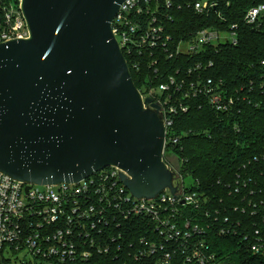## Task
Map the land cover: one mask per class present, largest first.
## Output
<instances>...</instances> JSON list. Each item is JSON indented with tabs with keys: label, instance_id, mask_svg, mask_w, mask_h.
I'll return each instance as SVG.
<instances>
[{
	"label": "water",
	"instance_id": "1",
	"mask_svg": "<svg viewBox=\"0 0 264 264\" xmlns=\"http://www.w3.org/2000/svg\"><path fill=\"white\" fill-rule=\"evenodd\" d=\"M123 1L23 0L30 37L0 44V170L45 185L116 165L136 197L176 193L160 105L113 32Z\"/></svg>",
	"mask_w": 264,
	"mask_h": 264
},
{
	"label": "trees",
	"instance_id": "2",
	"mask_svg": "<svg viewBox=\"0 0 264 264\" xmlns=\"http://www.w3.org/2000/svg\"><path fill=\"white\" fill-rule=\"evenodd\" d=\"M217 1L208 13H197L186 0H172L171 6L160 2L157 23L164 27L167 45L134 53L138 68L126 57L134 83L144 94L170 77L178 82V87L158 97L178 108L171 114V132L179 142L167 146L166 154L176 156L182 178L191 175L197 184L192 189L184 184L200 199L198 207L182 206L184 216L205 228L211 251L224 264H264V249L261 254L252 251L258 241L264 243V9L255 22L246 18L249 9L264 5V0ZM209 27L234 31L237 42L210 43L196 54L170 57L182 39ZM198 62L203 64L200 70ZM209 77L235 98L233 110L218 111L206 92H190L192 83ZM181 82L185 84L179 89ZM124 228L118 254L76 258L65 264H155L160 258L156 254L134 255L142 237L156 239L147 231H153L152 223L138 219L126 222ZM223 228L231 232L221 233Z\"/></svg>",
	"mask_w": 264,
	"mask_h": 264
},
{
	"label": "built area",
	"instance_id": "3",
	"mask_svg": "<svg viewBox=\"0 0 264 264\" xmlns=\"http://www.w3.org/2000/svg\"><path fill=\"white\" fill-rule=\"evenodd\" d=\"M162 1L168 6L173 3L172 0H124L120 5L112 27L129 69L127 57L135 68L140 66L135 57L138 50L167 45L162 37L164 27L157 23ZM186 1L197 13H208L218 5L217 0ZM263 9L264 5L250 8L246 15L248 22H255ZM225 32L212 27L198 30L190 38L182 39L175 52H170V57L196 54L210 43L237 42L234 31H227L232 38L223 40ZM29 37L23 0H0V44ZM202 66V62H198L196 69ZM182 84L185 83H179V89ZM174 85L178 87V82L170 77L159 87L149 89L147 94L139 91L143 99L151 97L160 105L166 132L163 160L174 174L176 193L166 188L151 198L136 197L122 177L123 174L131 176L116 165L96 170L80 181L45 185L28 183L0 170V264H8L7 255L20 253L25 257L21 264L28 263L26 257H33L35 264H65L76 258L115 255L123 248L121 239L126 222L138 219L152 223L153 231H147L154 233L156 239L148 241L149 235L142 237L134 252L137 257L149 258L156 254L160 258L155 264H224L211 251L204 237L205 228L184 216L182 206L198 207L200 199L197 192L185 190L182 176L169 161L174 155L166 154L167 146L179 142V137L171 132V114L177 113L178 108L158 95ZM220 88L221 85L209 77L192 83L190 92H206L210 104L218 111L233 110L235 98L227 96ZM181 108L188 111L187 106ZM220 232L229 234L231 231L223 228ZM263 249L262 241L252 246V251L258 254L263 253Z\"/></svg>",
	"mask_w": 264,
	"mask_h": 264
},
{
	"label": "rangeland",
	"instance_id": "4",
	"mask_svg": "<svg viewBox=\"0 0 264 264\" xmlns=\"http://www.w3.org/2000/svg\"><path fill=\"white\" fill-rule=\"evenodd\" d=\"M222 39L226 40V38L231 39L232 36L229 32H225V34H222ZM169 161L171 162V165L178 170V160L175 158V156H170L169 157ZM180 180V179H179ZM185 187L188 189H192L194 188L197 184H196V180L193 178V176L191 175H184L183 178ZM181 182V180H180ZM7 257H9L8 259H10V261L8 262V264H21V262L24 260V254L20 253V254H10L7 255ZM25 262H28L27 264H35L36 260L33 257H26Z\"/></svg>",
	"mask_w": 264,
	"mask_h": 264
}]
</instances>
